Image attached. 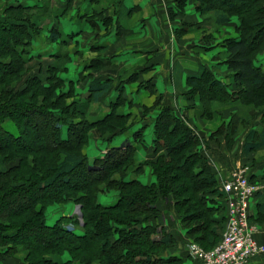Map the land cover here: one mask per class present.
<instances>
[{"label": "trees", "instance_id": "1", "mask_svg": "<svg viewBox=\"0 0 264 264\" xmlns=\"http://www.w3.org/2000/svg\"><path fill=\"white\" fill-rule=\"evenodd\" d=\"M186 1L177 0L180 12ZM192 1L201 15L213 13L218 26L229 23L231 16L239 24L240 38L227 40L224 47L237 90L228 91L204 66L187 77V85L205 108V118H211L215 104H239L261 110L264 125V71L253 63L254 54L264 45V0ZM28 11L8 5L0 16V248L5 249L4 256L26 251L25 264H59L50 256L63 253L70 261L62 264H182L176 257H162L175 240L166 229L149 225L160 214V200L172 202L188 238L205 251L213 249L226 225V195L197 149V134L171 108L161 110L154 124L155 159L148 163L155 183L149 186L124 181L134 163L130 145L111 148L88 165L82 149L89 131L112 133L125 127L128 117L116 114L124 101L123 84L118 85L119 99L102 121L85 119L87 103L65 106V96L56 89L63 82L57 74L66 71L68 55L58 54L53 61H36L29 67L37 30L21 17ZM169 17L174 13L169 12ZM58 37L51 30L49 40ZM112 87L110 80L93 78L86 101H99ZM7 120L18 128L17 136L3 128ZM263 147L264 129L250 130L242 152L248 155ZM114 174L121 179L114 180ZM101 191H116L115 205H100ZM70 202L79 206V216L46 225L49 205ZM68 223L79 226L82 234L76 235L65 226Z\"/></svg>", "mask_w": 264, "mask_h": 264}, {"label": "crops", "instance_id": "2", "mask_svg": "<svg viewBox=\"0 0 264 264\" xmlns=\"http://www.w3.org/2000/svg\"><path fill=\"white\" fill-rule=\"evenodd\" d=\"M8 1L9 0H0V16L6 9ZM16 1V5L29 8L30 11L34 13L32 24L37 28V33L33 35L31 40V54L29 57L33 56L34 59L29 62V66L31 65L33 68L36 61H53V57L58 54L62 56L68 55L71 61L65 66L66 71L60 73L64 75L63 77L67 80V83L72 82L74 85H83L84 82L87 83L90 75H92L91 70L94 69L93 64L95 66V61L97 60L94 55L98 53L104 55L102 58H99L103 60V62L105 61V64H103L104 69L111 71L110 77H115L119 76L121 72V59L119 56H122L120 55L123 54L122 52H125V55L122 57L129 60L130 65L135 61H139L143 64L153 56L151 55L152 46L155 47L157 44L160 46H171L170 52L173 54L170 60L172 62L171 68L165 63L159 65L154 64L155 69L144 75L143 80H145L146 84L150 83L151 86L154 87L155 93L157 92L158 94L164 95V105L166 107L173 109L176 113H178V110L182 114L184 113L190 119L191 123L196 126L200 137L204 138L206 142H211L213 140H209L208 136L219 127L221 123L220 117L215 114L211 121L201 119L203 110L199 100L189 96L185 97L180 90L185 87L187 77L189 75H195L200 66L210 69L212 66H215L216 63L220 62L218 59V50L220 52V49L223 48H215V45L208 46L200 41L203 36L209 34L216 38L217 33L210 24H208V27L200 25L195 27V30H187L185 37H193V40H189V43H185L183 40L185 37L179 42H175L172 35L168 32V29L171 30L172 25H176V29H181L180 25L183 23L194 22L195 24H204L203 22L207 16L198 14L193 10L192 0L187 2L184 13L178 10L177 0ZM169 12L174 13L173 18L169 17ZM92 13L96 15L93 19V23L98 24L95 25L97 28L94 30H92L89 25ZM101 14H103V17L100 16ZM99 17H101L102 20ZM109 19H112L111 24H121L123 27L122 35L115 37V34L111 33L87 44L88 40L85 41L84 38L88 37L87 35L89 34L92 35V33H96L98 28L102 31L103 25L101 24H104L103 21H108ZM228 24L236 25L238 23L236 19L233 18L229 23L219 26L218 38L219 35L222 37V31L224 34L228 33L226 38H222L220 41L231 38L232 35L237 36L235 32L233 34L230 33V31L226 32ZM51 27L58 29L57 35H59V37L57 41L49 40V38H51ZM216 42L220 43L218 41H215V43ZM163 48L165 49V47ZM106 53L108 54L106 55ZM154 61H156V59ZM163 67H167L168 70ZM168 76L170 78L169 81ZM94 78H100L102 80L109 79L101 75H94ZM84 88H86L85 94L87 96L88 83ZM147 88V86L138 88L134 83L125 84L122 92L124 101L116 108V114L128 117V123L123 131L118 132L117 135L110 139V142L105 141V143H111L113 140L118 139V144L113 146L109 145L103 153L93 158L91 162H89L87 148L85 149L86 152H84L87 158V164L92 165L96 159L103 157L111 148H118L121 142L122 144L120 147L124 145L132 146L134 149V163L129 167V176L125 181H137L145 186L155 183L150 181V179L148 183H142L139 178L143 176L145 171L153 175L152 169L148 163L155 159L153 153V141L155 140L153 125L157 115L156 112H151L152 116L149 117V119L145 118L144 123L147 121L146 128L142 131L140 136H137L136 134L141 129V124L143 122L140 118L139 107L151 106L154 101L155 95H151L147 91ZM230 89L232 90V87L227 88L228 91H230ZM118 97L119 92L116 86L113 85L112 89L102 96L99 101L88 106L85 115L86 120L89 123L102 121L110 113V107L117 102L116 100ZM193 104H195L194 107ZM227 109H231V107H221L218 113H223ZM195 116L197 122H195ZM263 129L264 126L259 124L257 127H247L244 132L242 147L250 130L260 133ZM221 146L223 147H221L222 149H216L211 145V147L209 146V151H202V155L207 159L214 174L224 172L223 174L225 175V170L232 167L234 161L228 160L227 157L229 154L224 148L225 145L221 144ZM218 156H221V159ZM243 160L245 163H254L250 170L246 168L249 179L258 188L249 200V219L256 227V232L254 234L255 240L259 245L264 247V212L260 213L264 208V147L248 155L243 154ZM102 193H109V191H101V193L98 194L97 202L100 205L106 207L115 205L118 199L117 192L115 193L117 195L116 201L112 205H103L99 202V195ZM157 207L160 214L152 218L149 225L158 227L159 229H166L175 240L174 243L165 250L162 257H176L182 261V264H201L188 254L187 243L189 242V238L186 235V230L183 228L181 220L174 210L172 202L170 200H160ZM78 210V208L74 207V216H79ZM75 211L77 213H75ZM70 217L73 216H62L61 218ZM4 251L5 249L0 248V264H25L27 254L24 251H18L9 258L4 256ZM52 258L56 262H59L57 258ZM247 264H264V253L249 259Z\"/></svg>", "mask_w": 264, "mask_h": 264}, {"label": "rangeland", "instance_id": "3", "mask_svg": "<svg viewBox=\"0 0 264 264\" xmlns=\"http://www.w3.org/2000/svg\"><path fill=\"white\" fill-rule=\"evenodd\" d=\"M188 1L189 0H187L185 2V6L182 9V13L185 12V7L187 6ZM16 2H17L16 0H9L7 6L8 5H16L17 4ZM191 3L193 6V10H195L193 1ZM195 12L200 14L196 10H195ZM15 15H16V13H15ZM18 16H20V15H18ZM95 16H96L95 13L94 14L92 13V15L90 16L91 21H90L89 25H90V28L92 30L97 28V26L95 27V25H98V24L93 23L94 22L93 19ZM100 16L103 17V14H101ZM205 16H207V17H205L206 19L203 22L204 24H195L194 22L183 23L180 25L181 29H176L177 26L172 25L171 30L168 29V32H169V34L172 35L175 42H179L180 40H182L185 37V35L187 34V30H190V29L195 30V27L200 26V25H202L203 27H208V24H210L212 26V28L215 30V32L217 33L216 38L212 37V35L209 34V35L203 36L200 41L204 42L208 46H210V45L214 46L215 45L214 46L215 48L218 47V49H219V47H221L223 49H220V52L218 50V59L220 62L216 63V65L212 66L209 70L211 72L212 77L215 78V80H217L220 83H222L223 85L227 86V88L232 87V90L230 89V92H235L237 90V83L235 82L233 71L229 68L228 64L226 63L227 58L225 56V48L224 47H225V43L227 40H229V39L238 40L240 38V34L238 32V25L239 24H236V25L228 24L227 25L228 27H227L226 32L230 31V33H232V34L235 32V34H237V36L232 35L231 38L220 41L222 38H226L228 33L224 34V32L222 31V37L219 35V38H218L219 26L216 25L215 15H213V13L212 14L208 13V14H205ZM21 17L28 19V21H30V23H32L33 18H34V13L32 11H28L24 14H21ZM101 17H99V18L101 19ZM233 18H235L237 23H238V18L236 16H231L230 21H231V19L233 20ZM111 21H112V19H109L108 21H103L104 24H101V25H103V28L101 29L102 31H100V29L98 28L96 33H92V35L89 34V35H87L88 37H86V38L83 37L85 41L88 40L87 44L94 42L96 39H98L102 36L105 37L111 33H114L115 37L121 36L123 33L122 32L123 27L121 26V24H111ZM51 28H50L51 30L55 29V27H51ZM36 30H37V28H36ZM135 30H137V29H135ZM55 31L57 32L58 29L56 28ZM163 36H162V39H163ZM183 40L185 41V43H189L190 42L189 40L192 41L193 37H191V38L185 37ZM215 41H218L220 43H217V42L215 43ZM194 46H195V42H194ZM163 47H165V49ZM170 48H171V46H169V45L160 46L157 44L155 47L152 46L151 55H153V56L151 58H149L146 61V63L144 62L143 64L140 63L139 61H135L134 63H132L130 65L129 60L125 59V57H122L125 55V52H122L123 54H120L122 56H119V58L121 59L120 60L121 61L120 62V68H121L120 71L121 72H120L119 76H115V77H110L111 71H107V69H104L103 64H105V61L103 62V60L99 59V58H102V56H104V55L98 53V54L94 55V57L97 58L98 61L97 60L95 61L94 69L91 70L92 75H90V78L88 79L87 83L89 84L93 80L94 75L95 76L101 75L102 77H108L109 78L108 80L111 81L112 86L113 85L116 86L117 90L120 88L118 85H121V84H123L122 88H124L125 84H133V83L136 84L138 88H141L142 86H147L148 87L147 91L151 95H155V96H154V101H153L151 106L139 107L140 118L143 120L141 125H142V127L144 126V128L142 130H144L146 128V122H147L146 121L144 123L145 118L149 119V117L152 116L151 112H156L157 115L154 119V124H155V121H156L158 115L160 114L161 110L166 106L164 105V95L158 94L157 92L155 93L154 87H152L150 83L146 84L145 80H143V76L146 75L147 73L151 72L153 69H155L154 68L155 65H159L161 63H165V64L169 65V68H171L172 62L170 60H171L173 54H172V52H170ZM121 51H125V50H121ZM107 54L108 53H106V55ZM126 54H127V52H126ZM155 59H156V61H154ZM70 61H71V59L69 58L68 63H70ZM253 63L263 71L264 45L258 52H256L254 54ZM29 67H31V65ZM163 68L168 70L167 67H163ZM63 76L64 75L57 74V77H59L63 82L59 83V85L56 89V92L60 95L62 94L65 96V99H64L65 106H69V105L73 106L75 104L80 105V104H84V103H87V105L90 106L91 104H93V102H91V101H88V102L86 101V94H85L86 88H84V87L87 83L84 82L83 85H74V84L71 85V84L67 83V80H65V78ZM169 79L170 78L168 76V81H169ZM127 80H128V82H126ZM166 81H167V77H166ZM167 84H168V82H167ZM185 84H186L185 87H183L180 90L181 93H183V95L185 97L189 96L192 98H197L200 102V97H199L198 93L193 92L192 89L187 85V79L185 81ZM118 99L119 98H117V100ZM194 106H195V104H193V107ZM200 106L203 110V114L201 116V119L206 120V121H211L214 118L215 114H217L220 117L221 123H220L219 127L215 131L211 132V134L208 136L209 140L213 139L211 142H206V140L204 138L199 136L196 126H194L191 123L190 119L184 113L182 114L179 110L177 111L178 113H176L173 109L172 110L184 122V124L188 128L192 129L195 132V134H197V136L199 137L200 142H199V145L197 146V149L199 150V152L202 153V151H207V150L209 151L211 145H213L214 148H216V149H222L223 147L221 146V144L225 145L224 148H225V150H227V152L229 154V156L227 158L229 161H234L235 165L233 164L232 167L227 168L225 170V175L223 174L224 172L223 173L219 172V173L215 174L217 179H218V183L220 185L223 182L227 181L232 176L233 173L242 171L244 169L246 170V168H248L250 170L252 164L254 165L253 162L245 163V161L243 160V154L241 152L242 151V141H243V137L245 134L244 133L245 129L247 127H257L258 124L261 126H264L262 124V122L260 121L263 114L261 113V110H257V109L251 108V107H245V106L239 105V104H228V105H217V104H215V105H213V110H212L213 113H212L211 118L207 119V118H205V115H204L205 108L201 102H200ZM221 107H231V109H227L223 113H218V111H219V109H221ZM137 114H138V112H137ZM136 116H135V118H136ZM85 119H86V117H85ZM148 119H146V120H148ZM128 120H129V118H127V121L125 123V127L128 123ZM195 122H197L196 116H195ZM247 124H248V126H247ZM2 126L6 131L13 134L14 136L18 135V128L16 127V125L12 121L7 120L2 124ZM125 127L122 129L121 128L117 129L115 132H112V133L109 131H107V133H101V132H99V130H96V129L90 130L88 133V143L89 144L87 143L88 146L86 145L82 149V152L84 153V152H86L85 149L87 148V154H88L89 162H91L93 160V158H95L98 155H100L101 153H103L109 147V145L110 146L117 145L118 139L113 140L111 143H105V141L110 142V140H108V138L112 139V137L117 135L118 132L123 131V129H125ZM153 131H154V125H153ZM219 131H220V133H219ZM35 134H33V136L36 138ZM62 137H65V130L62 132ZM147 139H149V138H147ZM148 142H150V141H148ZM121 144H122V142H121ZM120 145H119V147H120ZM153 146H154V144H153ZM84 155H85V153H84ZM219 158L221 159V156ZM128 169L125 173L124 181L129 176L128 175ZM246 173H247V171H246ZM247 177H248V175H247ZM112 178L114 180H117V181H119L121 179L119 174H114ZM139 179L142 183H148L149 179H150V181L155 182L153 175H151V173L148 171H145L143 176H141ZM72 182H75V179H73ZM103 190H105L104 187H103ZM115 193H116V191H109V193L100 194L99 195V202L103 205H112L116 201L117 195ZM74 205L75 204H73L72 202L66 203V204L49 205L45 211L46 225H48V226L54 225L56 223V221L59 220L62 216H67V217H69L70 215L74 216L73 215L74 214V207L79 209L78 205H75V206ZM39 208H40V206H39ZM78 212H79V210H78ZM75 213H77V212L75 211ZM193 225H195V222L193 223ZM65 226L69 227V229L70 228L73 229L74 233L76 235L82 234V229L77 225H73L71 223H68ZM223 232H222V234H223ZM222 234H221V237H222ZM194 236H195V234H194ZM221 237L217 241L216 245L220 242ZM190 244H197V243H195V241L193 239L189 238V242L187 243V246H189ZM24 252L27 254L26 251H24ZM63 256H65V257H63ZM52 257L57 258V260L59 261L57 263H59V264L66 263L67 261L68 262L70 261V257L68 256L67 253H63L62 255H51L50 258L53 261H55ZM61 257H63V258H61ZM72 264H80V263L79 262H72ZM93 264H97V263H93Z\"/></svg>", "mask_w": 264, "mask_h": 264}, {"label": "built area", "instance_id": "4", "mask_svg": "<svg viewBox=\"0 0 264 264\" xmlns=\"http://www.w3.org/2000/svg\"><path fill=\"white\" fill-rule=\"evenodd\" d=\"M246 171L233 173L221 184L226 195V225L220 242L209 251L197 244L188 246L189 256L201 264H247L264 253V247L254 237L256 227L249 219V200L258 188L249 182Z\"/></svg>", "mask_w": 264, "mask_h": 264}]
</instances>
